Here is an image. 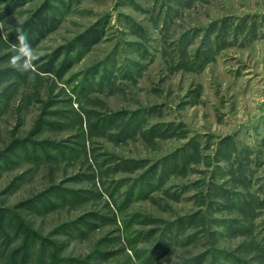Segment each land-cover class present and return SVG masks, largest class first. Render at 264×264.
Masks as SVG:
<instances>
[{
    "label": "rangeland",
    "instance_id": "obj_1",
    "mask_svg": "<svg viewBox=\"0 0 264 264\" xmlns=\"http://www.w3.org/2000/svg\"><path fill=\"white\" fill-rule=\"evenodd\" d=\"M43 4V60L21 72L10 58ZM12 9L0 18V264H264V0ZM93 26L100 40L71 48ZM58 50L62 77L41 71Z\"/></svg>",
    "mask_w": 264,
    "mask_h": 264
},
{
    "label": "trees",
    "instance_id": "obj_2",
    "mask_svg": "<svg viewBox=\"0 0 264 264\" xmlns=\"http://www.w3.org/2000/svg\"><path fill=\"white\" fill-rule=\"evenodd\" d=\"M25 2V0H13L12 8L15 6H20ZM49 5L43 4L39 9H37L32 16L26 20L23 24L24 30L27 31V38L32 43L33 50L38 44V42L52 30L54 18L52 15L47 13L49 9ZM12 8L6 9L1 15L0 18H4L5 16L11 14L13 11ZM102 29L98 26H93L85 33H82L76 37L75 43L71 46V48L80 47V48H89L92 45L96 44L100 38L102 37ZM18 40V39H17ZM61 50L55 52L52 58L48 59L43 65H41V71L44 73H53L56 76L62 77V75L70 68V61L64 60L61 64H55V62L59 59L61 55ZM43 58L36 59L34 61V65L38 66L40 61ZM40 69V68H39Z\"/></svg>",
    "mask_w": 264,
    "mask_h": 264
},
{
    "label": "clouds",
    "instance_id": "obj_3",
    "mask_svg": "<svg viewBox=\"0 0 264 264\" xmlns=\"http://www.w3.org/2000/svg\"><path fill=\"white\" fill-rule=\"evenodd\" d=\"M36 59L32 43L23 33L19 34L18 43L15 45L14 53L10 58L11 64L21 72H31L34 69Z\"/></svg>",
    "mask_w": 264,
    "mask_h": 264
}]
</instances>
